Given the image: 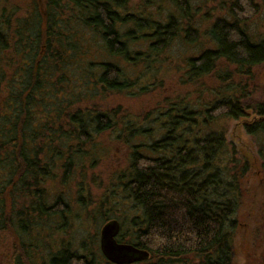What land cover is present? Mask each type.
Instances as JSON below:
<instances>
[{
    "label": "trees",
    "instance_id": "trees-1",
    "mask_svg": "<svg viewBox=\"0 0 264 264\" xmlns=\"http://www.w3.org/2000/svg\"><path fill=\"white\" fill-rule=\"evenodd\" d=\"M128 1L42 0L23 15L0 0V216L6 215V200L22 195L21 208L7 215L22 241L17 264H98L93 253L69 247L47 256L37 250L47 248L46 238L65 230L74 216L63 193L54 195L48 183L74 182L79 169L82 177L104 134L126 148L129 166L113 175L88 218L98 214L107 222L115 209L106 206L124 197L130 214L116 216V238L145 250L143 264H233L243 202L239 179L250 166L239 169L223 123L250 110L255 117L244 123L245 131L264 135V97L246 101L243 81L264 64V40L252 39L238 18L246 11L231 7L230 20L217 19L209 29L213 48L186 59L180 80L192 85L189 99L181 93L165 97L144 117L82 107L83 97L107 91L142 94L151 84L139 83L140 77L150 74L174 39L189 41L198 32L194 23L202 4L142 0L130 12ZM246 2L249 10L248 0H235ZM211 74L218 83L207 86L203 78ZM263 152L262 146V158ZM78 183L83 212L89 205L80 198L89 190Z\"/></svg>",
    "mask_w": 264,
    "mask_h": 264
},
{
    "label": "rangeland",
    "instance_id": "rangeland-1",
    "mask_svg": "<svg viewBox=\"0 0 264 264\" xmlns=\"http://www.w3.org/2000/svg\"><path fill=\"white\" fill-rule=\"evenodd\" d=\"M39 1L42 0H1V3L4 8L9 9V12H12V9H18L21 14L25 15L27 12V14L32 13L34 11L32 9L33 3H39ZM141 1L129 0L126 10L132 9L130 12H137V9L141 7ZM237 1L241 2V0ZM248 2L251 5L249 10L247 2V5L243 6V2L238 5L235 0H192L191 8L202 4L201 7L198 6L197 8V23H194L198 32L192 36L193 38H189V41H185L184 36L174 39L167 54L163 58L161 57L156 62V65H152L150 74L147 73L140 77L139 83H150L151 87L146 86L147 90L140 95L122 91H107L97 98L95 96L83 97L79 104L82 107L94 105L109 110L119 108L120 111L125 112L126 110L134 116L140 114L144 117L145 114L155 108H159V105L156 104H160L165 97L174 98L181 93L187 94L189 99L188 92L192 91V85L184 86L183 82H181L185 78L181 74L184 73L186 59L198 55L204 49L213 48V41L208 35L209 29L217 19L230 20L227 12L231 10V7L235 12L246 11L245 16L247 17L242 16L244 13L239 14L238 17L241 19V27H244L255 41L264 40V0H248ZM164 3L166 4V1ZM163 11L164 9H162ZM164 15L162 14L160 18ZM97 57L98 55L94 53L91 55L92 59ZM15 58V56L12 57L13 62ZM5 65L1 64L2 68L6 69ZM175 65H179L183 72L176 69ZM6 70L10 71L11 68ZM253 76L254 78L250 79L243 78L246 84V94L244 93L246 101L263 100L264 64L257 67ZM203 80L207 86H214L218 83L212 74L205 76ZM247 111L249 112H247L246 116L239 117V119L228 118L223 123L229 150L233 151L235 159L238 160L239 169L246 162L250 166L245 177L239 179L243 188V202L237 213L238 229L233 245V264H264V158L260 156V149L262 146L264 147V135L252 136L245 131L244 123L255 117L250 110ZM97 139L100 141V152L98 154L95 152L90 154V158L84 166L82 177L79 175V169L74 182L70 180L65 185H60L57 181L48 183V190L54 195L63 193L62 195L69 202V206L72 207L74 216L65 224V228L67 227L65 230L46 238L47 248L37 250V253L42 256H47L50 251L55 252L60 247H69L77 253L88 255L93 253L97 258L98 264H115L106 259L100 248L99 231L105 222L99 218L98 214L94 218H88V214L92 213V209L106 188L113 185L115 178L113 175L118 171L128 170V151L123 146L109 140L107 134L99 136ZM80 181H84L89 190L87 196L80 198L82 203L87 201V205H89L83 212L77 200L78 182ZM118 196L115 197L118 198ZM110 199L112 200L111 197ZM119 200L123 201H118L114 205H112L111 201V205L106 206L115 209L109 220H117V217L122 218V216L129 219L131 204L125 201L124 197ZM6 201L8 202L6 215H4V218L0 216V264H17L22 259V256L18 253V248L22 241L17 227L14 226L16 223L14 224L10 217L7 218V215L11 214V209L18 211L25 200L22 195L18 194L14 201L12 199ZM103 211L105 209L100 212L102 213ZM125 229H129V225L125 226ZM42 233L46 234L43 231ZM119 243L130 245L127 242V238ZM49 244L53 247H50ZM128 264L143 263L136 260Z\"/></svg>",
    "mask_w": 264,
    "mask_h": 264
},
{
    "label": "water",
    "instance_id": "water-1",
    "mask_svg": "<svg viewBox=\"0 0 264 264\" xmlns=\"http://www.w3.org/2000/svg\"><path fill=\"white\" fill-rule=\"evenodd\" d=\"M119 228V222L112 219L107 221L99 231L100 248L106 259L115 264H128L146 259L148 253L145 250L116 240Z\"/></svg>",
    "mask_w": 264,
    "mask_h": 264
}]
</instances>
